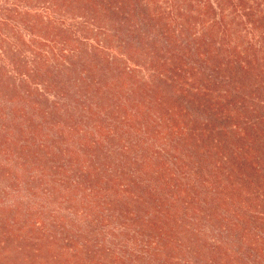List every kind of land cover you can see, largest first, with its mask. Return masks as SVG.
<instances>
[{"label": "trees", "instance_id": "trees-1", "mask_svg": "<svg viewBox=\"0 0 264 264\" xmlns=\"http://www.w3.org/2000/svg\"><path fill=\"white\" fill-rule=\"evenodd\" d=\"M253 1L0 0V264H264Z\"/></svg>", "mask_w": 264, "mask_h": 264}, {"label": "rangeland", "instance_id": "rangeland-1", "mask_svg": "<svg viewBox=\"0 0 264 264\" xmlns=\"http://www.w3.org/2000/svg\"><path fill=\"white\" fill-rule=\"evenodd\" d=\"M252 6L256 10H264V0L250 2L247 8ZM232 32L234 43L236 42L242 50L248 52V55L244 56L248 70L240 73L239 65L234 64V67L236 76L243 75L246 79L247 94L250 97L249 115L253 116L255 108L253 105L258 104V107L261 104V106L264 105V20L258 23L250 20L241 25L235 23ZM239 34H242V39H239ZM165 264H172V262Z\"/></svg>", "mask_w": 264, "mask_h": 264}]
</instances>
